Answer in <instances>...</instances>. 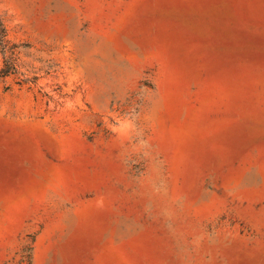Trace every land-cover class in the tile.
Returning <instances> with one entry per match:
<instances>
[{
	"label": "rangeland",
	"instance_id": "obj_1",
	"mask_svg": "<svg viewBox=\"0 0 264 264\" xmlns=\"http://www.w3.org/2000/svg\"><path fill=\"white\" fill-rule=\"evenodd\" d=\"M0 19V264H264V0Z\"/></svg>",
	"mask_w": 264,
	"mask_h": 264
},
{
	"label": "trees",
	"instance_id": "obj_2",
	"mask_svg": "<svg viewBox=\"0 0 264 264\" xmlns=\"http://www.w3.org/2000/svg\"><path fill=\"white\" fill-rule=\"evenodd\" d=\"M11 42L8 39L7 30L0 19V46L6 54L5 64L2 70L4 77L10 76L17 72L18 69V55L15 53V46L10 47Z\"/></svg>",
	"mask_w": 264,
	"mask_h": 264
}]
</instances>
